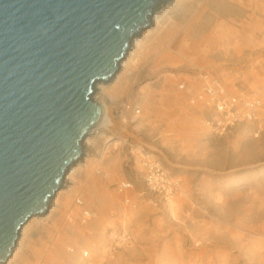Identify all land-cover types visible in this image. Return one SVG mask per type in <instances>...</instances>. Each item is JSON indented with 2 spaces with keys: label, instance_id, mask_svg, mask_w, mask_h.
<instances>
[{
  "label": "rangeland",
  "instance_id": "rangeland-1",
  "mask_svg": "<svg viewBox=\"0 0 264 264\" xmlns=\"http://www.w3.org/2000/svg\"><path fill=\"white\" fill-rule=\"evenodd\" d=\"M137 39L130 97L108 99L111 124L8 264H264V0H168ZM206 75L260 98L258 118L215 135L216 113L189 103ZM152 159L178 185L171 198L147 184ZM78 196L99 212L86 227L68 221Z\"/></svg>",
  "mask_w": 264,
  "mask_h": 264
},
{
  "label": "water",
  "instance_id": "water-1",
  "mask_svg": "<svg viewBox=\"0 0 264 264\" xmlns=\"http://www.w3.org/2000/svg\"><path fill=\"white\" fill-rule=\"evenodd\" d=\"M168 0H0V264L106 122L95 101Z\"/></svg>",
  "mask_w": 264,
  "mask_h": 264
},
{
  "label": "bare ground",
  "instance_id": "bare-ground-1",
  "mask_svg": "<svg viewBox=\"0 0 264 264\" xmlns=\"http://www.w3.org/2000/svg\"><path fill=\"white\" fill-rule=\"evenodd\" d=\"M147 30L148 29H146L145 31H147ZM143 33L141 35H143ZM143 37H145V36H143ZM136 46L137 47H139V46L141 47L142 46L141 40H139V39H136L135 40L134 44L132 45V47L129 50V52L127 53L126 57L122 61L121 65L119 67V70L116 72V74L114 75V77L109 82H100L97 85V89L99 90V92H96L95 93V101L97 103H100V104H103V105H106L107 106V108L109 109V117H108V119L106 120V122L104 124H102L101 126L95 128L89 134V136L85 139V141L83 142V146H84V149L86 150V153L87 154L89 152L88 145L90 143L91 138L94 137L95 134L97 132H99L101 129H103V128L109 126V124H111V116H110L111 110H110V106L108 105V99L119 100V99H122V98H125V97H130V94H131L130 91L132 90V85H133L132 82H131V77H132L131 74L133 72V67H132V65H131V63L129 62L128 59L131 56V52L133 50V47H136ZM212 79H217L223 85L222 88L223 89L225 88V91L228 94H230V95H233L234 94V93L232 94V93L229 92L228 88L225 86V84L221 80H219L218 78H214V77H210V76L206 75V76H203L201 78L200 84H198V86L195 89L193 95L189 99V103L192 106L199 107V108H201L203 110H207V108L204 105V103H207L209 101L210 102L209 103L210 106H212V105L215 104V100H213V99H217L218 98V95L217 94H214V95L209 94V89L211 88V80ZM181 85L182 86L184 85V88H181ZM178 88L180 90L185 89V84H180L178 86ZM261 102H262V100H261ZM128 106L130 108V105H128ZM129 108H128V110H129ZM261 109H262V107L260 108L259 113H260ZM259 113H258V115H259ZM111 141H113V139ZM105 154H106L105 151L102 152V153H100L99 154L100 155V158L101 159L105 158V156H106ZM84 157L85 156H83V158ZM82 161H84V159ZM79 162H80V160L78 161V163ZM76 165L77 164H75L74 167ZM97 174H99V175L101 174V171L99 169L97 170ZM69 177H70V175L68 177L66 176L64 178V180H63L64 184L67 183ZM122 181H124V180H122ZM64 184H63V186H64ZM61 189L54 196V199L50 203V206L51 207H50L49 211L45 215H47V214L50 213V211L52 209L53 202L58 197L59 192L61 191ZM98 191L99 190H97L96 187L91 188V190H90V197L92 198V201H96V200L101 199V196L99 195L100 193H98ZM116 192H117V196L121 197L120 199L122 200V198L124 199V197H127L125 195L128 193V190L121 192L117 188L116 189ZM128 199H129L128 202L124 205L125 206V209L126 210L128 208H131L133 210L136 209L135 208V204H136L135 203V200L132 199V198H129V197H128ZM79 200L81 201L80 204L78 203ZM88 201L86 199H84L83 197H81V196L76 197V199L74 200V204H73L74 205L73 206L74 209L68 215L69 216L68 221L71 224H79V225H82V226H85L86 227V226L90 225L93 222V220H95L98 217L99 212L97 211V209L95 207L92 206L93 204L89 201L92 204L91 205ZM90 212H92L94 214V216L92 218L90 217ZM45 215L33 217L30 221H32V220H34L36 218L43 217ZM30 221L27 224H29ZM32 224H33V222H31L29 224L30 226H26L25 225L24 228L22 229L24 232L22 231L21 234H23V235H25V237H27V232L29 231V228L32 226ZM123 234L124 235L121 236L122 238H120V239L123 240L122 242L128 241L129 238H130V236H128L127 232H124ZM118 243L121 244V242H118ZM24 245H25V240L19 238V240H18V242H17V244H16V246H15L13 252H12V255H11V257L13 255L15 256L14 257L15 259H13L14 261L16 259H18L19 256H21V253L23 251L22 249L24 248ZM68 250L70 252H75V248L73 249L72 247L70 249H68ZM83 254H84V251H83ZM85 254L88 256V253H85ZM11 257L8 259V261L6 262V264H8L9 260H10L11 263L13 262V260H11Z\"/></svg>",
  "mask_w": 264,
  "mask_h": 264
},
{
  "label": "built area",
  "instance_id": "built-area-1",
  "mask_svg": "<svg viewBox=\"0 0 264 264\" xmlns=\"http://www.w3.org/2000/svg\"><path fill=\"white\" fill-rule=\"evenodd\" d=\"M223 85L217 80H211V88L209 94H217L218 98L215 100V104L210 106V102L204 103L207 109L214 111L216 117L210 123V130L215 135H224L236 124L244 122H253L258 118V113L262 107L261 99L256 97H250L244 94L230 95L222 88ZM184 88V85H181ZM203 103V102H202ZM145 168V176L147 184L156 192L163 193L166 197L171 198L178 189V185L174 182L168 173L164 170L162 165L152 159L143 163ZM132 184L127 181H121L118 183V189L122 191H130ZM128 197H124L123 204L128 202ZM80 200L78 203L80 204ZM94 214L90 212L92 218Z\"/></svg>",
  "mask_w": 264,
  "mask_h": 264
}]
</instances>
